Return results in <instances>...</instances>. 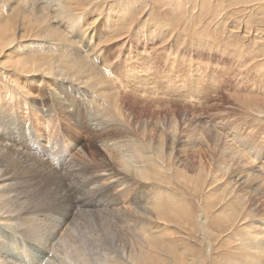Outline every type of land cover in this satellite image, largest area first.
Returning a JSON list of instances; mask_svg holds the SVG:
<instances>
[{"label": "rangeland", "instance_id": "374dc122", "mask_svg": "<svg viewBox=\"0 0 264 264\" xmlns=\"http://www.w3.org/2000/svg\"><path fill=\"white\" fill-rule=\"evenodd\" d=\"M71 1L67 10H75L71 14L81 26L80 36L85 34L109 69L108 80L117 97L110 104L118 111L116 120L120 125L112 121L107 124L90 110L80 94L58 87V82L48 81L46 87L25 81L27 90L19 92L10 75L0 70V173L11 185V193L0 197V264H82L77 262L85 256L89 264L133 263L140 244L135 243L133 228L125 219L140 217L141 211L136 205L133 208V202L141 197L143 205L151 207L150 212L162 211L169 218L165 222L152 213L155 217L142 222L141 226L159 235V243L153 249L145 246L137 264L178 263L176 257L171 258L177 250L184 251L180 263L186 264H263L259 242L264 232L255 235L249 230L251 225H258L264 231V191L252 194L251 204L240 209L234 197L243 195L246 185L234 190L228 182L230 177H238V172H227V179L222 164H216L222 154L216 151L210 158L206 146L198 144L201 128L228 123L220 130L224 140L244 161L249 159L247 166L257 167L264 179V170H260L264 138L257 134V130L264 132V116L242 105L244 97L264 100V42L255 44L252 40L256 36L264 39V10L251 6L242 12L234 1L228 3L232 0H224L227 4L222 5L218 4L220 0H121L122 9L119 0ZM52 4L51 8L58 10V0ZM7 11L0 2V25L7 22ZM229 12L238 16L229 17ZM60 16L58 25L71 24L68 16ZM236 20L247 29L237 30ZM115 35L120 40L111 39ZM55 46L38 49L28 44L31 52L21 46L15 54L66 57ZM10 54L7 60H14L16 55ZM97 72L103 78V72ZM52 89L57 98L51 96ZM29 92L39 95L46 108L43 113L36 109ZM114 126L120 128L119 137ZM173 134L180 142L187 140L188 146L171 145L167 136ZM158 135L165 150L170 148L174 154L171 159L168 153L161 158L170 168L165 173L157 172L155 180H135L130 171L137 166L133 151L137 146H148L149 141L157 147ZM253 138H259L261 145L252 148L243 141L253 143ZM155 146L151 153H156ZM55 153L58 156L50 160ZM103 159L112 161V165ZM150 169L154 170L152 166ZM115 173L118 178L128 179L129 184L119 186L114 181ZM7 197L13 198L11 203L4 200ZM202 212L205 218L201 219ZM10 216L22 224L21 232L6 224L11 222ZM112 217L115 219L109 220ZM109 251L113 254L106 253ZM194 256L198 261H191Z\"/></svg>", "mask_w": 264, "mask_h": 264}, {"label": "bare ground", "instance_id": "6f19581e", "mask_svg": "<svg viewBox=\"0 0 264 264\" xmlns=\"http://www.w3.org/2000/svg\"><path fill=\"white\" fill-rule=\"evenodd\" d=\"M54 0H0V2L2 4H4L7 8H8V17L6 19V23L3 25H0V70L2 72H4L6 75H10L9 78L12 80L13 84L15 85V88L18 89L19 92H22V90H27V84L25 83V81H29V82H36L37 84H45L46 87H48V81H54V82H58V87H67L70 90H73L75 93L80 94L81 98L83 99V101L85 102L86 105H88V107H90V110H92L94 113H96L97 115L101 116V118L103 119V121H105L106 123L108 121H112L117 123L116 118H118V111L117 109H115L110 102H113L114 100L117 99L116 97V91H114V88H112L111 83L108 80V74H109V69L106 70V62L103 63L101 57L99 56V53H95V49L94 46L92 45V43L90 42V40L86 39L85 34L80 36L81 32V26L80 24H78L76 21H74V19H72L74 16L73 14H71V12H75V10L71 9L67 10L68 7V3L70 4L69 0H58V10L56 9H52V3ZM57 1V0H56ZM71 1V0H70ZM73 1V0H72ZM71 1V2H72ZM100 1V0H99ZM98 1V2H99ZM113 1V0H112ZM177 1V0H176ZM233 1L235 2L234 6H239L238 8L242 7V12H245V8L251 7V6H257L260 7L264 10V0H232V1H228V3L232 2L231 4H233ZM96 2V1H95ZM103 2V1H102ZM125 2V1H123ZM130 3V1H127ZM126 2V4H128ZM97 3V2H96ZM119 5H120V9H122L123 5H122V1L119 0ZM117 3V4H118ZM133 3V2H132ZM223 3H226L224 0H220V2H218L219 5H222ZM74 4V1H73ZM227 4V3H226ZM125 5V4H124ZM130 5V4H128ZM167 5V4H166ZM225 5V4H224ZM75 6V5H74ZM115 6V5H114ZM182 6V5H181ZM233 6V7H234ZM181 8V7H180ZM229 8V7H228ZM231 8V7H230ZM236 8V9H238ZM221 9V8H220ZM227 9V8H226ZM235 9V10H236ZM241 9V8H240ZM67 10V11H66ZM239 10V9H238ZM118 11V10H117ZM241 11V10H240ZM239 11V12H240ZM46 12H49L51 14H48ZM66 15L69 17V21H72L70 25H66V26H62V25H58V21H61V15ZM228 14L229 17L230 16H238L233 12H229ZM64 17V16H63ZM66 19V18H64ZM68 19V18H67ZM236 19V18H235ZM238 20V19H237ZM237 20L235 21V24L237 23ZM54 21H56L54 24ZM63 21V20H62ZM239 21V20H238ZM233 23V22H232ZM126 26V25H125ZM83 28V27H82ZM245 28L247 29L245 26L238 24L237 26V30L238 29H242ZM24 29V30H23ZM122 29V28H121ZM249 32L251 31L250 29H248ZM118 31V30H117ZM120 31V30H119ZM253 31H260V29H255ZM261 32V31H260ZM78 33V35H77ZM116 33V32H115ZM117 35V33H116ZM112 37L111 39H114V41H118L120 39L117 38V36ZM256 36V35H255ZM253 42L256 44L257 42L255 41H261L264 42V39H262V37H258L256 36L254 39H252ZM160 43V42H159ZM29 44L30 47L33 48H38V49H43L46 47H50L56 45L58 46V48H60L61 52H63L66 57H62L58 58L54 55H40V56H33V57H24L23 55H16L18 54L17 50L19 47L22 46V50L24 49L25 52L30 51L27 47V45ZM258 44V43H257ZM45 45V46H44ZM253 45V44H252ZM55 46V47H56ZM52 47V48H53ZM258 47V46H257ZM56 48V49H58ZM262 48V47H261ZM83 50L82 52H79L78 50ZM256 49V48H255ZM70 50V51H69ZM262 50V49H261ZM263 51V50H262ZM31 52V51H30ZM56 52V51H55ZM254 52V51H253ZM16 55L15 58H13L14 60H7V58L11 57L12 54ZM16 53V54H15ZM257 53V52H256ZM143 54V53H142ZM107 61V60H105ZM101 67H98V66ZM264 65V63H263ZM97 71H102L103 72V78L101 75L98 74ZM111 71V70H110ZM13 79H12V77ZM129 76V75H128ZM7 78V77H6ZM24 78V79H22ZM142 81V80H141ZM171 82V81H170ZM185 86V85H184ZM54 89V88H53ZM52 89L51 91V96L54 97L56 96V98L58 97V95L56 94V92ZM48 92V91H47ZM27 94V93H26ZM29 95L32 96V99L35 100V103H37L36 105V109H39V111H41L42 113L46 110L45 108V104L42 102V100H40V98L36 95L33 94L32 92L28 93ZM254 95V94H253ZM23 98V97H22ZM240 99V98H239ZM242 99V98H241ZM243 99H245L242 102V105L244 107H246L248 110L252 111V112H256V113H260V116H264V100L261 101L258 100V98H247L244 97ZM242 99V100H243ZM20 100V99H19ZM25 99H23L24 101ZM58 100V99H57ZM158 100V99H157ZM37 101V102H36ZM62 101V100H61ZM236 101V100H235ZM234 101V102H235ZM240 101V100H239ZM27 102V100H26ZM45 109V110H44ZM174 112V111H173ZM94 116V115H93ZM258 116V115H257ZM224 119V118H223ZM222 119V120H223ZM96 121V120H95ZM217 120H215L216 122ZM221 121V120H220ZM219 121V122H220ZM229 121V120H228ZM97 122V121H96ZM102 123V122H101ZM109 124V123H107ZM118 125H120L119 123H117ZM172 124V123H171ZM175 125H177L176 121L174 122ZM214 124V123H213ZM228 123H219V126H205L204 128H201L200 130V134L199 136L201 137L200 140V145L199 147L202 146H206V154L211 158V154H213L214 152L218 151L221 155L220 159H217L216 164L219 163L222 164V167H224V171L225 175L227 172H229L228 174H230L231 172H238V177L234 176V177H230V180H228L229 185H231V187L235 190V187H240V186H245V193L243 195L237 194L236 197H234L235 199H238L239 201V205H240V209H244V206L247 203L252 202V194L254 193H263L264 188H260V184H264V179L262 180V175L263 173L259 172L255 167V166H247V162L251 161L249 159H247V161H244L243 158L239 157V153L235 152V150L232 148V146H230V144H228L226 142V139L224 140V136L221 134L220 130H223L226 125ZM104 125V123H103ZM110 125V124H109ZM108 125V126H109ZM112 125V124H111ZM203 126V125H202ZM102 127V126H100ZM152 127V126H150ZM256 127V126H255ZM115 128V133L118 135L119 137V130L120 128H118L117 126H114ZM260 128V127H259ZM258 128V129H259ZM199 129V128H198ZM197 129V130H198ZM257 129V128H256ZM173 130V129H172ZM196 130V129H195ZM260 130V129H259ZM261 132H258L257 130V134L259 138H264L263 135V131L260 130ZM170 132V130H169ZM174 132H176L174 130ZM114 133V132H113ZM225 133V132H224ZM176 134V133H174ZM171 135V136H167L168 141L170 142L171 145H175V146H180L183 145L184 146H188V142L187 140L184 142H180L179 139H177V137H175V135ZM240 134V133H239ZM225 135V134H224ZM249 136V135H248ZM227 137V136H225ZM247 135L245 136V139ZM238 140H240V137H236ZM251 138V137H250ZM259 138H253V143L249 142L248 140H243L248 144L252 145V148H255V144H260L259 143ZM151 139V138H150ZM156 139V138H155ZM232 139V138H231ZM156 143L157 147L151 142L149 141V145L145 146L143 148V146H137L139 148L135 149V152L133 151L132 155H133V162L135 163V165L137 164V166L134 167V169L132 168L130 171H132V174L134 176L135 180H146V181H152L155 180L157 175V172L160 173H165L168 171V169L170 167H168V164H166V162L164 161V159H161L163 154H167L169 159H171V157H173V152L170 148L165 150V145L163 140L161 139V137L158 135L157 139H156ZM210 140H213V142H210ZM261 140V139H260ZM195 141V140H194ZM230 141V140H229ZM102 143H104L103 141H101ZM197 143V142H196ZM235 143V142H234ZM185 144V145H184ZM239 144V143H238ZM261 145V144H260ZM154 146L156 147V153H151L152 149L154 148ZM191 147H195V144H192ZM2 149V148H1ZM30 149V148H29ZM3 150V149H2ZM148 150V152H144ZM238 150V148H237ZM256 150V149H255ZM8 151V150H7ZM5 151V152H7ZM239 151V150H238ZM252 151V150H251ZM4 152V153H5ZM244 152V151H243ZM261 152V151H260ZM2 153V152H1ZM51 153H53V151H51ZM149 153V154H148ZM210 153V154H208ZM247 153L253 155V157L256 158L257 155L252 154L250 152V150H247ZM8 154H12L11 152ZM7 154V155H8ZM3 155V153L1 154V156ZM51 155V154H50ZM58 154L55 153L54 155H51L49 157L50 160H52L53 158L57 157ZM13 157V156H12ZM2 158V157H1ZM8 158V157H7ZM33 158V157H32ZM59 159H61V157H58ZM179 158V157H178ZM184 158V156H183ZM251 158V157H250ZM117 156L114 158V160L116 161ZM262 159V158H261ZM8 160V159H7ZM38 160V159H37ZM260 160V159H259ZM213 161V160H211ZM3 162V161H2ZM26 162V161H25ZM102 162L104 163H108L109 165H112L110 162L112 161H108L103 159ZM130 163V161H128ZM39 163V162H38ZM59 163V162H58ZM57 163V164H58ZM9 164V163H8ZM45 164V163H44ZM105 165V164H104ZM153 167L154 170L151 171L150 167ZM261 166V165H260ZM108 167V166H107ZM129 167V166H128ZM112 169V167H110ZM8 169V168H7ZM20 169V168H19ZM260 170H264V163H262V166L260 167ZM106 171V170H105ZM108 171H110V169H108ZM102 172V171H101ZM112 172H110L111 174ZM114 174V173H112ZM116 174V173H115ZM224 174V173H223ZM224 175V176H225ZM58 176V175H57ZM102 176V175H101ZM100 176V177H101ZM230 175H226V178L229 179ZM4 175L0 173V190H1V194L0 197H4V195L8 194V192H10V186L9 184H7V178H3ZM119 175L116 174L114 181H117L118 185H122L124 183H128L127 181H129L128 179L125 178H118ZM95 178V177H94ZM102 178V177H101ZM253 178V179H252ZM11 179V178H10ZM93 180V179H92ZM95 180V179H94ZM97 180V179H96ZM100 180V179H99ZM251 180L255 181L256 183L259 184V187L255 188L254 186L256 185V183L254 184L253 182H251ZM20 182V179L18 180ZM81 182V181H80ZM112 182V180L110 181ZM13 183V182H12ZM63 184V183H62ZM80 184V183H79ZM97 184V183H96ZM129 184V183H128ZM116 185V184H115ZM63 186V185H62ZM117 186V185H116ZM59 187V186H58ZM123 187V186H122ZM20 188V187H19ZM31 188V187H30ZM29 189V191L32 189ZM88 188V187H87ZM27 190V189H26ZM37 190V188H36ZM65 190V189H64ZM124 190V189H122ZM92 191V190H91ZM94 191V190H93ZM13 192V191H12ZM22 192V191H21ZM234 192V191H233ZM11 193V192H10ZM15 193V192H14ZM32 193H30L31 196ZM29 195V194H28ZM85 195V194H84ZM88 195V194H87ZM255 195V194H254ZM10 196V195H9ZM35 196V194L33 195ZM44 196V193H43ZM137 196V195H135ZM139 196V195H138ZM142 196V195H141ZM260 196V195H259ZM29 197V196H28ZM134 197V196H133ZM255 199L256 196H254ZM34 198V197H33ZM56 198V197H55ZM140 198V197H139ZM51 199V198H50ZM138 198H136L137 200ZM5 201H8L9 203H11V201L13 200V198H5ZM42 200V199H40ZM87 200V199H86ZM90 200V199H88ZM144 200V198H143ZM258 200V199H257ZM263 200V199H262ZM32 201V200H30ZM49 201V200H48ZM66 201V200H65ZM133 202V200H131ZM264 201V200H263ZM37 202V201H36ZM60 202V201H59ZM62 202V201H61ZM24 203V202H23ZM40 203V202H39ZM65 203V202H63ZM84 203V201L82 202ZM134 206L133 208L137 207V210L141 211L140 217H138L137 219H135L134 217H126V221H129L130 223V227L133 228L132 234H133V238L135 240V243L140 244L139 246V253H137L135 256H133V263L132 261L129 262L127 261L128 264H137L138 260H139V256L142 255V253L145 251V246L148 247H155L156 244L159 243L158 237L159 235L154 233V232H150L147 228H145V225H142L143 221H147L148 219L150 220V217H155L154 214L155 213L156 216H161L163 219V221L166 222V219L169 218V214L164 215L161 212H150L151 207H146V205L148 203H145L143 205L142 203V197L140 200L133 202ZM150 203V201H149ZM256 203V202H255ZM263 203V202H262ZM36 204V203H35ZM66 204V203H65ZM68 204V203H67ZM73 204V203H72ZM112 204V203H111ZM110 204V205H111ZM254 204V203H252ZM257 204V203H256ZM255 204V205H256ZM259 204V203H258ZM33 205V203H31V206ZM17 206V205H16ZM49 206V205H48ZM72 206V205H71ZM81 206V205H80ZM116 206V205H115ZM130 206H132L130 204ZM169 206V205H168ZM258 206V205H256ZM262 206L264 207V203L262 204ZM29 207V206H28ZM39 207V206H38ZM46 207V206H44ZM63 207V206H62ZM96 207V206H95ZM114 207V206H113ZM120 207V206H118ZM136 207L134 209H136ZM180 207V206H179ZM255 207V206H254ZM22 208V207H21ZM30 208V207H29ZM41 208V207H39ZM43 208V207H42ZM100 208V207H99ZM112 208V206L110 207ZM109 208V209H110ZM17 209V208H16ZM108 209V210H109ZM153 209V208H152ZM172 209V208H171ZM253 208H251L252 210ZM256 209V208H255ZM28 210V209H27ZM44 211V209H42ZM113 210V209H112ZM115 210V209H114ZM120 210V208L118 209ZM123 210V209H122ZM136 210V211H137ZM46 211V210H45ZM49 211V210H48ZM56 211V210H55ZM72 211V210H71ZM74 211V209H73ZM137 211V214H138ZM54 212V211H53ZM67 212V211H66ZM118 212V211H117ZM30 213V212H29ZM32 213V212H31ZM30 213V214H31ZM34 213V212H33ZM65 213V212H64ZM68 213V212H67ZM73 213V212H72ZM71 213V214H72ZM118 213H122V212H118ZM109 214V213H108ZM112 214V213H110ZM132 214V213H131ZM130 214V215H131ZM254 214V213H253ZM10 215V214H9ZM38 215V214H37ZM70 217V214H67ZM124 215V214H123ZM7 216V215H6ZM19 216V215H18ZM35 216V215H34ZM82 216V215H81ZM94 216V215H93ZM92 216V217H93ZM159 216V217H160ZM36 217V216H35ZM67 217V216H66ZM115 217V216H114ZM205 218L204 213L202 212V218ZM6 218V217H5ZM80 218V216H79ZM121 218V217H120ZM125 218V217H124ZM70 219V218H69ZM82 219V218H81ZM85 219V218H84ZM106 219V218H105ZM110 219H115V218H109ZM117 219V218H116ZM200 219V220H201ZM9 220L11 222H15L16 223V217L14 216H10ZM75 220V219H74ZM77 221H79V219H76ZM75 220V221H76ZM120 220V219H119ZM117 219V221H119ZM39 221V220H38ZM76 221V222H77ZM83 221V220H82ZM122 221V219L120 220ZM152 221V220H151ZM2 222V221H0ZM11 222L6 223L8 224L10 227H14V231H19L20 228H22V224H13L11 225ZM19 222V221H18ZM24 222V221H23ZM32 222V221H31ZM45 222V221H44ZM42 222V223H44ZM112 222V221H111ZM124 224V221H122ZM150 222V221H148ZM20 223V222H19ZM46 223V222H45ZM59 223V222H58ZM64 223V222H61ZM59 223V224H61ZM85 224V222H83ZM128 223V224H129ZM154 223V222H153ZM170 223V222H168ZM201 223L203 225V222L201 220ZM260 223V222H259ZM56 224V223H55ZM94 224V223H93ZM111 225V223H109ZM114 224V223H113ZM116 224V223H115ZM144 224V223H143ZM152 224V223H151ZM164 224V223H163ZM262 224V223H261ZM31 225V224H30ZM43 225V224H42ZM72 225V224H71ZM108 225V224H107ZM118 225V224H117ZM120 225V223H119ZM118 225V226H119ZM127 225V224H126ZM138 225H140V228H138ZM264 227V224H262ZM28 226V225H27ZM41 226V225H40ZM52 226V225H51ZM60 226V225H59ZM123 226V225H122ZM125 226V225H124ZM129 226V225H128ZM127 226V227H128ZM154 226V224H153ZM66 227V226H65ZM73 227V226H72ZM90 227V226H89ZM110 227V226H109ZM113 227V226H112ZM150 227V226H149ZM152 227V226H151ZM150 227V229H151ZM11 228V230H12ZM34 228V227H33ZM46 228V226H45ZM48 228V227H47ZM64 228V226H63ZM117 228V227H116ZM24 229V228H22ZM52 229V228H51ZM73 229V228H71ZM80 229V228H78ZM83 229V228H82ZM80 229V231L82 230ZM118 229V228H117ZM124 229V228H123ZM10 230V231H11ZM26 230V229H25ZM37 230H39L37 228ZM47 230V229H46ZM60 230V229H59ZM64 230V229H63ZM65 230H68L67 228ZM75 230V229H74ZM84 230V229H83ZM121 230V229H120ZM119 230V231H120ZM164 230L165 227H164ZM62 231V229H61ZM69 231V230H68ZM86 231V230H85ZM126 231V230H125ZM124 231V232H125ZM21 232V230L19 231ZM28 232V231H27ZM57 232V231H56ZM73 232V230H72ZM94 232V231H93ZM117 232V231H116ZM115 232V233H116ZM249 232H252V234L254 233L255 235H260L262 234L264 231L261 230L260 228H258L257 226H250V230ZM36 233V232H35ZM83 233V232H82ZM111 233V232H110ZM113 233V232H112ZM111 233V234H112ZM122 233V232H121ZM32 234V233H31ZM71 234V233H68ZM90 234V233H89ZM251 234V233H250ZM30 235V234H28ZM45 235V234H41ZM51 235V234H50ZM62 235V234H60ZM115 235V234H114ZM117 235V234H116ZM123 235V234H122ZM27 236V235H26ZM32 236V235H31ZM40 236V237H41ZM71 236V235H70ZM73 236V234H72ZM92 236V235H91ZM119 236V235H118ZM30 237V236H29ZM49 237V236H48ZM58 237V236H57ZM78 237V236H77ZM76 237V238H77ZM34 238V236H33ZM38 238V237H37ZM60 238V236H59ZM66 238V237H65ZM73 238V237H72ZM82 238V237H81ZM94 238V237H93ZM108 238V237H107ZM112 238V237H111ZM114 238V237H113ZM116 238V236H115ZM43 239V238H42ZM79 239H80V235H79ZM53 240V239H52ZM51 240V241H52ZM62 240V239H61ZM87 240V239H86ZM261 242L260 246H262V248L259 249L261 250V253H264V234L261 237ZM50 241V239H49ZM56 241V240H55ZM60 241V240H59ZM176 241V240H175ZM179 241V240H178ZM41 242V241H40ZM38 241V243H40ZM54 242V241H53ZM71 242V240H70ZM69 242V243H70ZM104 242V241H103ZM168 242V241H167ZM43 243V242H41ZM50 243V242H49ZM57 243V242H56ZM80 243V242H79ZM134 243V242H133ZM163 243V242H162ZM54 244V243H53ZM52 244V246H54ZM142 244H144L142 246ZM41 245V244H40ZM44 245V244H43ZM72 245V244H71ZM209 245V244H208ZM45 246V245H44ZM51 246V247H52ZM56 246V245H55ZM74 246V245H73ZM103 246V245H102ZM161 246V245H160ZM256 246V245H255ZM70 247V246H69ZM72 247V246H71ZM79 247V246H77ZM82 247V246H81ZM113 247V246H112ZM49 248V247H47ZM75 248V247H74ZM85 248V247H83ZM82 248V249H83ZM99 248V247H98ZM115 248V247H114ZM208 248V247H207ZM206 248V249H207ZM52 248H50L51 250ZM80 249V248H79ZM87 249V247L85 248ZM101 249V248H100ZM163 249V248H162ZM255 249V248H254ZM49 250V249H48ZM64 250V249H63ZM78 250V248H77ZM113 250V249H112ZM176 250V249H175ZM47 251V250H46ZM62 251V250H61ZM60 251V252H61ZM70 251V250H68ZM82 251V250H81ZM91 251V250H90ZM95 251V250H94ZM93 251V252H94ZM106 251V250H105ZM42 252V251H41ZM72 252V251H71ZM75 252V251H74ZM83 252V251H82ZM92 252V251H91ZM96 252V251H95ZM110 254L109 252H106ZM113 254V251L111 252ZM163 252H161L162 254ZM73 254V253H72ZM88 254V253H87ZM110 254V255H112ZM67 255V254H66ZM78 255V254H77ZM91 255V254H90ZM184 251H180L178 252H174L173 254H171V258L174 260L175 257V261H177L178 263L175 264H186V263H180V259L181 257H184ZM81 256V255H80ZM92 256V255H91ZM95 256V255H94ZM102 256V255H101ZM117 256V255H116ZM199 257H201L202 255H198ZM67 257V256H66ZM78 257V256H77ZM103 257V256H102ZM72 258V256H71ZM93 258V257H91ZM95 258V257H94ZM101 258V257H100ZM112 258V256L110 257ZM115 258V257H114ZM121 258V257H120ZM78 259V258H77ZM80 259V258H79ZM256 259V258H255ZM74 260V259H73ZM132 260V259H131ZM63 261V260H62ZM101 261V260H100ZM192 262L198 261L195 256L192 257ZM59 262V261H58ZM61 262V261H60ZM74 262V261H73ZM76 262V261H75ZM99 262V261H98ZM105 262V260H104ZM256 262V261H255ZM68 263V262H67ZM77 263H82V264H89V258L87 256H85L82 259V262H77ZM118 263V262H117ZM115 262H113V264H117ZM125 262V264H127ZM59 264V263H58ZM62 264V262H61ZM65 264V263H63ZM75 264V263H74ZM102 264V263H101ZM190 264V263H189ZM264 264V263H263Z\"/></svg>", "mask_w": 264, "mask_h": 264}]
</instances>
